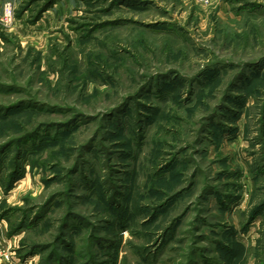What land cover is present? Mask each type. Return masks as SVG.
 <instances>
[{"label":"rangeland","instance_id":"374dc122","mask_svg":"<svg viewBox=\"0 0 264 264\" xmlns=\"http://www.w3.org/2000/svg\"><path fill=\"white\" fill-rule=\"evenodd\" d=\"M210 1L0 0V264H264V0Z\"/></svg>","mask_w":264,"mask_h":264},{"label":"trees","instance_id":"16d2710c","mask_svg":"<svg viewBox=\"0 0 264 264\" xmlns=\"http://www.w3.org/2000/svg\"><path fill=\"white\" fill-rule=\"evenodd\" d=\"M47 9H48V6L45 7L44 10L46 11ZM30 106H32V105H30ZM32 107H34V106H32ZM20 108H24V109H26L25 106H20ZM16 180H17V178H16ZM255 216H256V215H253L252 218L254 219ZM34 253H35V251L33 250L32 254H34ZM51 260H52V259H51ZM55 260H57L56 262H58V264H65V262H66V261H62V259H60V258H56Z\"/></svg>","mask_w":264,"mask_h":264},{"label":"built area","instance_id":"2783aa9c","mask_svg":"<svg viewBox=\"0 0 264 264\" xmlns=\"http://www.w3.org/2000/svg\"><path fill=\"white\" fill-rule=\"evenodd\" d=\"M199 2L205 4V5H210L211 1L210 0H198Z\"/></svg>","mask_w":264,"mask_h":264}]
</instances>
